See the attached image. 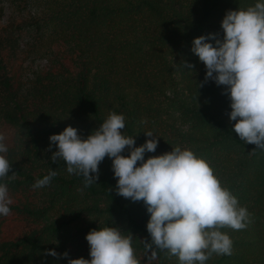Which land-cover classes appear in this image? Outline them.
Segmentation results:
<instances>
[{
  "label": "trees",
  "instance_id": "16d2710c",
  "mask_svg": "<svg viewBox=\"0 0 264 264\" xmlns=\"http://www.w3.org/2000/svg\"><path fill=\"white\" fill-rule=\"evenodd\" d=\"M6 1L28 14L0 28V135L8 148L0 155L11 164L0 182L12 200L9 214L0 216V264L90 259L85 234L105 225L133 236L139 264H178L167 250L155 249L154 259L145 252L149 213L143 201L116 194L109 157L88 187L63 161L49 159L56 150L49 148V135L70 125L85 138L109 111L124 115L121 131L133 136V146L150 139L143 131L159 136L145 159L175 146L190 148L247 208L244 229H220L232 240V254L213 253L205 264H264V150L233 131L226 86L204 82L203 62L190 51L196 36L222 39L225 12L256 0ZM25 26L36 36L21 46ZM29 53L46 63L26 85L22 68ZM50 168L57 175L33 188Z\"/></svg>",
  "mask_w": 264,
  "mask_h": 264
},
{
  "label": "clouds",
  "instance_id": "9594fccd",
  "mask_svg": "<svg viewBox=\"0 0 264 264\" xmlns=\"http://www.w3.org/2000/svg\"><path fill=\"white\" fill-rule=\"evenodd\" d=\"M220 28L222 39L214 33L196 36L190 51L203 62L204 82L226 86L222 92L230 101L227 116L234 121L233 131L255 149L264 150V0L226 11ZM124 127V115L114 111L85 138L75 127L66 125L49 135V148L54 144L56 149L49 159L63 161L66 172L83 177L84 187H88L97 179L98 164L109 157L116 194L143 201L149 213L145 228L150 240L142 242L150 258H155V249L167 250L177 257L178 264H205L213 253L231 255L232 240L220 229H244L250 222L247 208L221 185L209 163L190 148L175 146L145 159V152L156 150L159 136L143 131L150 139L133 146V136L121 131ZM4 139L0 135V154L8 151ZM125 150L128 154L121 155ZM10 168L6 156L0 155V178L8 175ZM56 175L50 168L32 187H43ZM11 204L8 188L0 182V216L9 214ZM84 238L90 259L78 257L67 264H139L133 236L118 227L90 229ZM49 254L57 255L53 250Z\"/></svg>",
  "mask_w": 264,
  "mask_h": 264
},
{
  "label": "rangeland",
  "instance_id": "374dc122",
  "mask_svg": "<svg viewBox=\"0 0 264 264\" xmlns=\"http://www.w3.org/2000/svg\"><path fill=\"white\" fill-rule=\"evenodd\" d=\"M29 3L31 4L28 6L29 8L27 7V9L30 13H32L36 6L32 4L33 1ZM27 14L28 13L25 8L20 9L14 7V5H11L6 0H0V28L9 27L12 24L11 22L15 20L24 21V19L27 18ZM44 32H46V30ZM35 36V31L32 32L30 31V27L28 28L25 26L23 34L20 37L21 46L27 42L31 43ZM45 63L46 59L43 57H37L33 54L29 56L22 68V82L27 85L34 77L35 73H39L44 68Z\"/></svg>",
  "mask_w": 264,
  "mask_h": 264
}]
</instances>
